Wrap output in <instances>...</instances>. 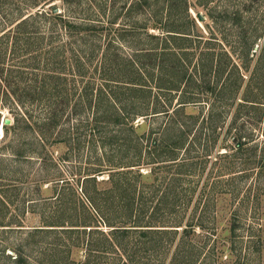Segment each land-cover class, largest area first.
Returning a JSON list of instances; mask_svg holds the SVG:
<instances>
[{"label": "trees", "instance_id": "obj_1", "mask_svg": "<svg viewBox=\"0 0 264 264\" xmlns=\"http://www.w3.org/2000/svg\"><path fill=\"white\" fill-rule=\"evenodd\" d=\"M215 1L194 0V5L205 8V15L197 10L194 17L191 0H132L121 22V14L114 8L98 9L102 20L78 22L54 6L50 11H30L3 30L0 49L11 45L14 53L21 46L17 35L30 33L27 28L30 23L37 24L39 17L49 23L58 18L61 23L56 26L67 35L56 46L52 41L46 46L44 38L37 41L45 42L37 49L44 65L34 69L36 80L28 90L15 82L21 68L2 63L0 53V106L14 116L10 124H3L7 155L26 158L27 150L39 154V145L67 141L74 132H82L96 152L97 162L83 176L77 191L73 186L66 191L56 185L51 196L34 197L33 192H27L20 197L0 185V264H205L207 254L223 239L230 243L231 251L235 244H242L239 257L245 253L241 257L244 264L245 255L261 252L262 234H256L251 223L248 236L241 228L249 206L251 214L257 213L264 198V32L254 21L258 18L257 0L234 9ZM198 22L206 23L210 37ZM140 27L145 29L146 41L165 44L136 49L130 68L124 71L130 81L110 85L104 78L121 76L122 68L114 65L116 57L108 49L99 53L95 62L96 29H103L101 36L112 37L111 31L116 30L119 43L130 37L137 44L135 35ZM14 32L15 38L10 40ZM194 37L208 46L194 48ZM23 46L28 50L31 41ZM63 49L67 55L72 52L67 57V71L58 67ZM191 51L197 57L189 78L199 81L196 96L205 94V99L186 95L174 99L181 73L176 63L188 67L191 61L187 63L182 55L188 57ZM144 57L158 59L148 64ZM225 72L227 78L219 84L217 79ZM207 73L213 77L207 79ZM96 74L104 81L97 82ZM149 78L159 83L161 93L154 97L152 88L142 83ZM27 91L32 92V100L38 99L46 107L40 120L34 119L30 105L23 101ZM219 100L237 102L230 126L232 144L219 142L213 133L221 127ZM191 103H201L196 104L202 105L200 114L205 104L209 106L193 136L189 130L197 119L191 113L186 115ZM145 108L153 112L143 113ZM158 113L169 116L162 133H139L138 116ZM241 116L244 121L239 125ZM253 117L263 132L262 139L245 134ZM23 123L34 133L36 127L41 132L31 149L19 140ZM144 167L150 168L145 172ZM104 173L107 177L100 178ZM148 173L154 175L149 183L144 181ZM251 175H255L254 185L237 191L236 179ZM199 181L203 184L197 192ZM226 195L234 202L229 233L223 236L217 204ZM193 198L194 211L201 212L186 218L182 212ZM52 203L54 207L46 208ZM27 213L37 219L34 224H27Z\"/></svg>", "mask_w": 264, "mask_h": 264}, {"label": "rangeland", "instance_id": "obj_2", "mask_svg": "<svg viewBox=\"0 0 264 264\" xmlns=\"http://www.w3.org/2000/svg\"><path fill=\"white\" fill-rule=\"evenodd\" d=\"M131 1L132 0H0V35L3 34V30L10 29L11 27H13L16 21L22 15L27 14L30 11L36 12L44 8L50 11V8L54 6L56 7L55 10L57 12L63 11V13L68 16V18L78 22L89 21L87 19L102 20V18L98 16L97 10L106 7L107 9L114 8L116 10V13L121 14V20H118V22H121L123 19L122 15ZM191 1H193V5H191L192 7L190 9L191 14L195 17L196 11L199 10L202 11L201 13H203V15H205V8L199 5H194V0ZM248 1L249 0H220L218 2L216 0L215 2H218L219 6L231 7V9H234L237 6H243V3L249 4ZM257 1L258 2L256 8L258 9V18H255L254 21L255 23H257L259 30L264 32V0ZM110 17L113 18L112 16ZM259 19L262 21H260ZM36 22L37 24H34V26L32 23H30V26L27 28L29 29L28 31L30 33H22L20 35H17V38L19 39L21 44V46H19L20 48H18L17 53H14V51L11 49V45H9V47L5 50L4 48L0 49L2 63H7L8 65H15L21 68L19 69L21 72L20 75L18 76V74L16 73L18 79H15V82L19 85L20 89L28 90V85L32 86L36 80V75L34 74L36 73V71H34V69H36L38 65H44L42 56L39 55L37 49L42 48L45 45V42L46 46H49V43L51 41L52 44L56 46L60 40L64 39V42L67 39V35L63 31H61L59 26H56V22L61 23L58 18L50 20L49 23V20L45 19L44 17H39ZM198 25L207 37L211 36V33H209L208 31L209 28L206 26L205 22H198ZM96 30L97 37H94L95 42H93L96 46L97 51V58L94 59L95 62L99 61V53H101L104 49H108L110 55L116 57L117 61L114 65L119 64V67L122 68L121 76H114L112 78L106 76V78H104L105 81L109 82L110 85H116L115 83L122 84L123 82L125 83V81L126 83H128V81H130V76L125 74L124 71L130 68V60L131 58L135 57L136 49L155 47L160 48L162 45L165 44V42L157 40L152 43L146 41V37L143 38L145 36L144 27H140L137 34L135 35L139 37L137 38L139 40V42H136L137 44L132 43L130 37H127L126 40H121L119 43V39L116 36L119 33L115 32L116 30L111 31L113 37L109 35L101 36L102 33H104L102 28ZM151 31H154V29L151 28ZM15 35V32L11 33L9 37L10 40L12 38H15ZM43 38L46 40L45 42L43 40L42 42L37 43L38 40ZM193 39L195 40L194 48L197 47L199 49L198 45H200V47L208 46L204 43L205 40L199 42L198 39H196L195 37ZM27 40L31 41V46H29L28 50H25L23 49V45ZM6 41H8V37L3 38V42H5V44ZM61 52L62 54L59 58L60 63L58 64V67L63 68L64 71H67V57L72 56V52L69 55H67L69 52L66 49H63V51ZM180 53L182 52L180 51ZM189 53L191 54H188V57L182 55V57L186 59L187 63L191 61L188 67L184 63H181V65L179 64V62L176 63V69L178 71H181V73L179 76L180 90H177L174 99H177L178 96L186 95L190 97H195L193 98L194 100H202L205 99V94L202 95L203 97L199 96L201 94L196 96L200 88L199 81H196L195 78H189V75L194 72L192 65L196 61L197 54L193 55L192 51ZM156 59L158 58H142L143 62H147L148 64H150V61L156 63ZM227 73L228 72H225L220 79H217L219 84L223 83V80L227 78ZM155 75L156 72H153L154 77ZM212 77V74L207 73V79H211ZM96 78L97 82L104 81L102 80V78L97 76V74ZM233 78L234 76H232V79ZM142 83H145V85L147 84V86L152 88V97L158 95V93H161L159 89V83L155 80H152V78H149L148 80ZM218 86L216 87V90L219 89ZM24 93L25 98L23 101L27 102V105H30L29 107L33 111L34 119H42L45 114V105H43L38 99L32 100V92L27 91ZM238 97L239 96L236 97L237 101ZM226 100H219L217 103V106L221 108L220 111L222 110L221 118L219 121V125L221 127L218 128L216 131H213V133L215 134V136L218 137L219 142L232 144L233 140L232 131H230V126L232 119L235 115L237 102L234 103L232 102V100ZM176 102L177 100H175L174 103ZM196 104L201 103H191L186 113L187 116H189L188 113L193 114L194 116H196L195 119H197L195 126L191 130H189L191 136L199 132L198 127L203 120V115L209 108L208 104H205V108L203 109L204 113L200 114L202 105ZM147 112H153V110L145 108L143 113ZM159 114L160 113L139 115L138 119L136 120L137 122L139 121L138 123L141 124L138 129V132L143 133L145 131H150L154 136L156 134L162 133V127L167 124L169 116ZM153 115L158 116L152 117ZM13 117V113H11L7 108L0 106V185H5L9 187L14 195L19 194L20 197L26 195L27 192H33L35 195L34 197L51 196L55 193L54 190L56 185H59L58 187L60 189L62 188V190L66 189V191L69 189V187L73 186L74 190L77 191V189H79L81 186L83 176L86 173H89L90 167L93 165V163L97 162V154L89 147L88 138L84 136L82 132V135H78V133L74 132V135L71 137V139L67 138L70 140L54 143H52L50 140L45 144V146H38L40 149L39 154L33 152L35 150H32V152L30 150H27L28 152L25 153L28 155L26 156L27 159L24 157L19 159L13 155H7L8 150H6V142L8 140L3 137L5 133L3 128L5 119H13ZM179 117L181 119V116ZM241 117L242 118L238 122L239 125H242V122L244 121V116ZM182 118L184 117L182 116ZM185 119H187V117ZM22 125L23 127L20 131L21 136L19 140L20 142L24 141L26 143L25 148L28 147L27 149H31L30 146H36V136L38 137L37 133L41 134V132L36 127V132L34 133V131L26 124L23 123ZM245 129L247 133H245V131L244 133L246 135L251 136V138H257L256 140L262 139L263 132L255 123L254 117L253 119L247 122ZM252 154L253 153H251V155ZM149 168L150 167H144L143 170L147 172ZM148 174L149 177L144 178V181L149 183L154 180V175H151L150 173ZM103 177H107V174L104 173L100 176V178ZM254 178L255 175H251L249 179L243 177L237 178V191L240 190L241 192H243L245 189H249V186H253L256 182ZM202 184L203 182H197V192ZM157 190L162 189L159 188ZM72 195H74V193ZM76 197L77 195L73 196V198ZM54 201L55 200H51L50 202ZM237 201L238 199H235V203H237ZM233 202L234 199H231L228 195H226V197H221L217 204V208L220 209L218 213V226L219 231L222 233L223 236H226L229 233V218L231 216L230 208ZM53 205L55 206V203L46 206V208L49 209L51 207H54ZM194 207L195 198H193L192 202L188 205L187 209L182 212V214H185L186 218L189 217L191 214L198 215L201 210L198 209L197 212H195ZM249 211L250 214H245V218L243 219L245 222L243 223V227L241 228V230H244L245 236H248L251 230L249 224L251 223L255 226V230H257L256 234H262V237L264 238V198L258 204V210L256 211L257 213L253 212V214H251L252 210H250V206ZM26 216L27 224H34L37 221V219L32 216L31 213H27ZM261 229H263V231H261ZM225 240L226 239L220 240L219 247L211 250L207 254L208 260L205 264H244V260L241 257L245 253H242L241 257H239L240 248L242 244L240 246L235 244L234 247H237L231 251V249L229 248L230 243L227 241L225 242ZM242 248H245L244 245ZM261 249L262 250L259 254H251L250 256H248V254L246 253L247 255L245 256L246 258H248V263L246 261L245 264H264V245L261 247ZM81 253L82 251L80 252V257L83 259ZM80 257L77 259H80Z\"/></svg>", "mask_w": 264, "mask_h": 264}, {"label": "water", "instance_id": "obj_3", "mask_svg": "<svg viewBox=\"0 0 264 264\" xmlns=\"http://www.w3.org/2000/svg\"><path fill=\"white\" fill-rule=\"evenodd\" d=\"M5 123H6V124H9V123H11V119H9V118H6V119H5Z\"/></svg>", "mask_w": 264, "mask_h": 264}]
</instances>
